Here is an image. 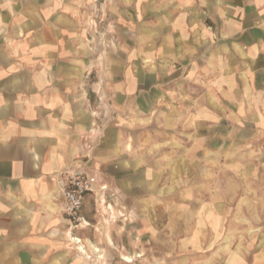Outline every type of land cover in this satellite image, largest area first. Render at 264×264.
Listing matches in <instances>:
<instances>
[{
  "label": "crops",
  "instance_id": "0c3cea01",
  "mask_svg": "<svg viewBox=\"0 0 264 264\" xmlns=\"http://www.w3.org/2000/svg\"><path fill=\"white\" fill-rule=\"evenodd\" d=\"M133 5L141 17L146 13L139 37L144 50L131 55L128 67L113 59L111 82L100 68L92 70L96 78H88L84 53L75 50L78 43L84 50L83 36L75 32L84 23L73 6L0 0V264H75L73 222L63 211L67 176L87 174L98 183L107 173L137 166L136 159H122L121 102L136 101L125 105L130 110L148 101L153 106L160 92L157 73L169 80L187 67L192 75L203 69L225 91V107L235 109L244 123H257L262 131L255 136L264 141V0ZM204 11L209 25L202 20ZM139 60L146 71L137 67ZM143 74L151 81L146 90ZM258 157L262 173L264 142ZM89 194L80 219L86 220ZM262 239L251 264H264V234ZM227 264L250 262L233 255Z\"/></svg>",
  "mask_w": 264,
  "mask_h": 264
},
{
  "label": "rangeland",
  "instance_id": "374dc122",
  "mask_svg": "<svg viewBox=\"0 0 264 264\" xmlns=\"http://www.w3.org/2000/svg\"><path fill=\"white\" fill-rule=\"evenodd\" d=\"M55 1L73 6L84 23L75 31L84 50L80 43L75 50L84 53L90 80L100 68L112 82L113 59L128 67L131 55L144 50L146 13L131 8L138 0ZM202 15L209 25V13ZM137 67L146 71L144 61ZM195 73L187 67L169 80L157 73L161 94L153 106L142 105L140 96L137 112L125 107L136 101L122 100V159H136L137 166L98 183L84 174L93 180L86 220L72 223L75 264H227L233 255L252 263L264 234V182L258 180L264 141L255 136L262 130L225 107L226 93L213 77ZM142 76L146 90L151 81Z\"/></svg>",
  "mask_w": 264,
  "mask_h": 264
},
{
  "label": "built area",
  "instance_id": "2783aa9c",
  "mask_svg": "<svg viewBox=\"0 0 264 264\" xmlns=\"http://www.w3.org/2000/svg\"><path fill=\"white\" fill-rule=\"evenodd\" d=\"M92 180L82 173H71L67 176V185L63 189V211L73 223L80 220L78 212L83 206L86 194L92 190Z\"/></svg>",
  "mask_w": 264,
  "mask_h": 264
},
{
  "label": "bare ground",
  "instance_id": "6f19581e",
  "mask_svg": "<svg viewBox=\"0 0 264 264\" xmlns=\"http://www.w3.org/2000/svg\"><path fill=\"white\" fill-rule=\"evenodd\" d=\"M85 223V222H84ZM82 251H84L82 248H80ZM126 261H131L129 258H125Z\"/></svg>",
  "mask_w": 264,
  "mask_h": 264
}]
</instances>
